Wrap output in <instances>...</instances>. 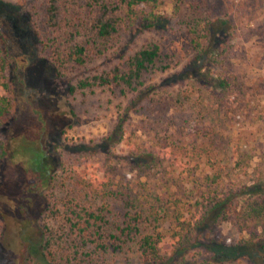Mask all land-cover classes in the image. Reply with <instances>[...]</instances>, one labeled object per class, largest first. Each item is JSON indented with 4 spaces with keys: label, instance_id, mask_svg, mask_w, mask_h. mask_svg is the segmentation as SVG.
I'll list each match as a JSON object with an SVG mask.
<instances>
[{
    "label": "trees",
    "instance_id": "16d2710c",
    "mask_svg": "<svg viewBox=\"0 0 264 264\" xmlns=\"http://www.w3.org/2000/svg\"><path fill=\"white\" fill-rule=\"evenodd\" d=\"M168 1L174 4L171 17L158 13ZM210 8L208 0H46L32 7L37 49L58 77L86 68L111 50L125 25L153 31L176 19L192 53L187 71L171 75L177 52L166 53L160 44L150 43L110 70L70 86V95L101 88L130 97L102 145L110 152L126 139L132 160L118 175L94 166L90 154L75 158L68 168L57 167L66 190L61 199L47 196L38 264H102L132 246L142 264H226L231 255L264 264V152L235 150L224 143L213 125H220V116L207 121L208 127L194 112L183 117L185 92L197 86L212 89L220 108L239 95L237 79L227 74L234 49L228 36L236 26L229 18H210ZM5 45L0 23V134L14 121L16 104ZM164 75L163 82L155 80ZM135 114L146 116L147 122L130 132L132 124L127 123ZM136 131L148 140L142 136L133 141ZM8 153L0 137V180ZM256 158L250 183L234 181V171L251 169ZM32 167L36 174L49 168L41 163ZM41 179L54 192L56 174ZM225 223L243 235L241 241L229 247L209 245V259L190 261L188 252L198 246L197 237L216 236Z\"/></svg>",
    "mask_w": 264,
    "mask_h": 264
},
{
    "label": "rangeland",
    "instance_id": "374dc122",
    "mask_svg": "<svg viewBox=\"0 0 264 264\" xmlns=\"http://www.w3.org/2000/svg\"><path fill=\"white\" fill-rule=\"evenodd\" d=\"M45 2L0 0V23L7 48V74L16 92L14 121L7 131L0 134L4 144L9 147L8 160L2 168L0 180V264H38L42 261L40 221L47 196L53 193L61 199L66 190L62 189V171L61 168L57 170L58 166L68 168L75 158L82 155L90 158L91 155L94 166L118 175L128 170L122 167L129 166V159L132 160V151L126 139L118 147L111 148L110 152L102 145L114 133L130 97L101 88L70 95V86L81 79L110 70L124 56L132 55L150 43L160 44L166 53L177 52L176 68L170 72L171 75L180 70L187 71L192 57L185 32L176 19L163 21L153 31L125 25L112 41L111 50L92 60L86 68L58 77L52 63L44 59L37 49L30 22L32 7H40ZM208 4L211 7L210 18H229L231 26H236L235 30L230 27L228 36L232 37L230 40L234 49L232 67L227 74L237 79L234 86L239 95L237 100L222 103L224 105L220 108L221 103H216L212 89L208 92L203 85L197 86V90L185 92L183 117L187 118L188 112H194L195 117L203 120L202 125L208 127L205 124L207 121L220 116V125H213L225 139L224 143L229 142L235 150L238 146L242 151L257 149L264 152V0H208ZM158 13L171 17L174 4L168 1L159 7ZM167 77L157 76L155 80L163 82ZM176 94L177 91L173 93ZM130 118L127 123L132 124L130 132L144 127L145 123L141 124V121L147 120L146 116L140 114ZM142 136L141 131H136L132 139L139 142L137 139ZM142 140L148 138L143 136ZM258 161L257 158L254 160L251 169L235 170L234 181L250 183L252 169ZM39 163L44 169L49 167L48 170H40L38 174L33 172L32 166ZM54 174L56 184L52 192L46 183L41 185V178L46 179ZM33 184L37 185L35 189ZM242 238V234L225 223L216 236L206 233L199 235L198 246L191 247L187 257L192 262L209 259L212 254L207 246H234ZM228 252L233 254L230 250ZM230 258L231 261L226 264H250L245 257L233 260L234 256L231 255ZM102 264L142 263L137 248L132 246L120 255L109 257Z\"/></svg>",
    "mask_w": 264,
    "mask_h": 264
}]
</instances>
